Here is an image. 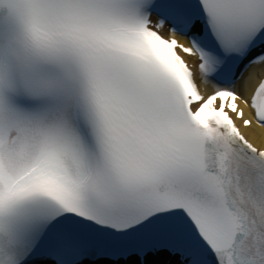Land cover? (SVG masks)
Returning a JSON list of instances; mask_svg holds the SVG:
<instances>
[{
    "label": "snow or ice",
    "instance_id": "6c2138e0",
    "mask_svg": "<svg viewBox=\"0 0 264 264\" xmlns=\"http://www.w3.org/2000/svg\"><path fill=\"white\" fill-rule=\"evenodd\" d=\"M253 126L264 0H0V264H264Z\"/></svg>",
    "mask_w": 264,
    "mask_h": 264
},
{
    "label": "bare ground",
    "instance_id": "6f19581e",
    "mask_svg": "<svg viewBox=\"0 0 264 264\" xmlns=\"http://www.w3.org/2000/svg\"><path fill=\"white\" fill-rule=\"evenodd\" d=\"M243 132L246 133L249 139L254 140L256 143L264 141V130L258 129L255 126L249 129L243 128Z\"/></svg>",
    "mask_w": 264,
    "mask_h": 264
}]
</instances>
